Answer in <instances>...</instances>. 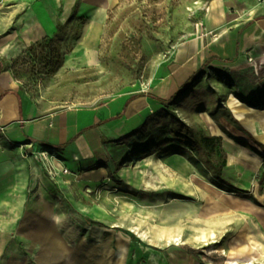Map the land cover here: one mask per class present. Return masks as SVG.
I'll return each mask as SVG.
<instances>
[{
    "label": "rangeland",
    "instance_id": "obj_1",
    "mask_svg": "<svg viewBox=\"0 0 264 264\" xmlns=\"http://www.w3.org/2000/svg\"><path fill=\"white\" fill-rule=\"evenodd\" d=\"M34 3L37 0H0V40H6L0 59L32 99L68 107L92 106L119 93L147 90L157 80L158 67L174 58L181 43L202 28L208 33L204 22L209 6L226 3L229 14L236 17L248 12L243 0H121L102 23L97 58L66 64L80 23L70 22L44 41L34 38ZM46 39H51V46ZM49 54H56L58 62H51ZM201 69L192 97L182 106L169 105L151 125L156 148L167 144L168 152L182 153L197 172H190L182 157L163 150L147 157L143 146L137 152L119 142L109 151L110 171L102 175L85 177L72 170L76 161L68 156L64 172L41 155L33 191L45 188L54 199L56 226L69 246L99 254L104 264H228V257L237 254L239 264H248L251 255H255L251 264H264V191H259L264 173L260 146L264 145V76L237 62ZM225 93L254 109L249 117L258 121L248 124L254 129L244 133L227 120L224 134L223 151L236 149L235 157L225 158L223 176L244 195L227 194L232 192L212 182L205 152L192 138L193 132H204L206 127L197 111L214 110L210 103ZM160 122L165 124L162 130L155 124ZM215 127L211 124L210 129ZM176 130L182 140L175 136ZM235 138L244 139L247 149ZM213 159L220 163L223 157ZM121 230L134 234L135 240ZM244 245L249 246L245 252L230 255Z\"/></svg>",
    "mask_w": 264,
    "mask_h": 264
},
{
    "label": "crops",
    "instance_id": "obj_2",
    "mask_svg": "<svg viewBox=\"0 0 264 264\" xmlns=\"http://www.w3.org/2000/svg\"><path fill=\"white\" fill-rule=\"evenodd\" d=\"M243 1L248 12L239 17L229 14L226 3L209 6L204 23L211 36L207 37L202 28L195 37L181 43L174 58L158 67L157 80L147 90L133 95L119 93L92 106H57L32 99L0 59V264H104L99 254L66 243L56 226L54 199L45 188L33 191L40 177L39 158L43 154L53 168L68 171L63 162L66 156L72 157L76 161L72 170L88 177L110 171L113 161L109 151L118 142L119 146L137 152L143 146L147 157L162 150L171 157H182V153L168 152L167 144L156 148L151 125L165 109L160 101L168 100L204 66L221 68L237 62L239 67L250 65L256 75L264 76V0ZM120 2L37 0L31 8L32 34L37 39L51 38L60 27L79 22L76 46L65 56V63L95 60L102 23ZM5 41L1 39L0 46ZM68 56L72 57L70 62ZM196 85L178 99L177 107L192 97ZM214 102L210 103L212 107L214 104V110L199 109L197 113L206 126L205 135L220 137L221 146L224 134L228 133L227 120L244 133L258 122L255 118L253 124H247V117L253 112L232 93H225ZM155 124L161 130L165 128L164 122ZM211 124L215 129H210ZM235 140L247 149L244 139ZM235 149L223 151L225 158L235 157ZM198 150L203 151L200 147ZM23 153L28 154L23 157ZM181 159L192 168L185 157ZM195 170L192 168L190 172ZM198 175L203 177L199 172ZM205 182L217 188L209 179ZM245 201L254 203L253 199Z\"/></svg>",
    "mask_w": 264,
    "mask_h": 264
},
{
    "label": "trees",
    "instance_id": "obj_3",
    "mask_svg": "<svg viewBox=\"0 0 264 264\" xmlns=\"http://www.w3.org/2000/svg\"><path fill=\"white\" fill-rule=\"evenodd\" d=\"M43 39L42 41H44ZM46 43L51 46V39H46ZM51 56L52 61L58 62V56L56 54H49ZM203 69L197 70L195 73H193L187 81L181 85L175 94H173L168 100L160 101L161 104L166 109L169 105L175 104L178 99H180L182 96L186 95L190 90L192 86H195L199 82V77ZM15 76V75H14ZM15 78H17L15 76ZM164 109V111H165ZM179 130V129H178ZM177 131V130H176ZM180 131V130H179ZM178 133L175 134L180 140H182ZM192 138L196 142V145L200 147L206 155V160L204 161L205 164H207V167L211 173L212 182H215L217 186L222 188L223 190H226L228 192H242L241 194L244 195L245 191L241 190L240 188L235 187L232 182H229L225 177L223 176L222 168H226L225 163V155L222 150L221 146V139L217 136H207L203 131L200 133H192ZM179 140V141H180ZM155 143V142H154ZM156 144V143H155ZM154 144V145H155ZM263 152H261L262 157H264V145L260 144ZM219 158L220 156L223 157V160L219 163L218 161L214 160L213 157ZM264 178V173H263ZM259 179V191L262 193L264 191V179ZM93 222V221H92ZM101 225V224H98ZM123 233H125L130 239L135 240L134 234L131 232H128L127 230H121Z\"/></svg>",
    "mask_w": 264,
    "mask_h": 264
},
{
    "label": "bare ground",
    "instance_id": "obj_4",
    "mask_svg": "<svg viewBox=\"0 0 264 264\" xmlns=\"http://www.w3.org/2000/svg\"><path fill=\"white\" fill-rule=\"evenodd\" d=\"M71 59H72V57L71 56H68L67 57V62H70ZM256 69H257L258 72H260V70H261V69L258 68L257 63H256ZM262 70L264 71V69H262ZM248 110L251 111V112H254V109H248ZM252 120H253V118L247 117V124H251L252 123ZM214 207L216 208V205H214ZM248 247H249L248 245H244L241 249L236 250V251H233V252H230V255L237 254V253H241V252H245L246 248H248ZM250 252H251V250H250ZM237 255H235V256H229L228 259H227V263L228 264H239L240 260L237 257ZM254 258H255V255H251L250 257H248L246 259L247 263L248 264H251L252 261L254 260Z\"/></svg>",
    "mask_w": 264,
    "mask_h": 264
},
{
    "label": "built area",
    "instance_id": "obj_5",
    "mask_svg": "<svg viewBox=\"0 0 264 264\" xmlns=\"http://www.w3.org/2000/svg\"><path fill=\"white\" fill-rule=\"evenodd\" d=\"M64 172H67V170H66V169H64Z\"/></svg>",
    "mask_w": 264,
    "mask_h": 264
}]
</instances>
